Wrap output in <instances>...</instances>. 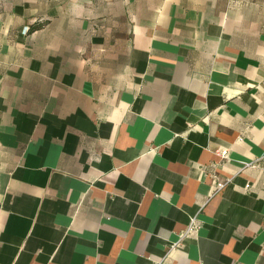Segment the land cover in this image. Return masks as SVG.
<instances>
[{
  "label": "crops",
  "instance_id": "crops-1",
  "mask_svg": "<svg viewBox=\"0 0 264 264\" xmlns=\"http://www.w3.org/2000/svg\"><path fill=\"white\" fill-rule=\"evenodd\" d=\"M0 264H264V0H0Z\"/></svg>",
  "mask_w": 264,
  "mask_h": 264
},
{
  "label": "built area",
  "instance_id": "built-area-1",
  "mask_svg": "<svg viewBox=\"0 0 264 264\" xmlns=\"http://www.w3.org/2000/svg\"><path fill=\"white\" fill-rule=\"evenodd\" d=\"M220 153L223 157H225L228 155V150L222 149ZM223 185H224L223 183H218V188L223 187ZM200 222H201V219L198 218L197 216L192 217L186 229L180 234L179 241L181 242L185 237L197 233L201 228Z\"/></svg>",
  "mask_w": 264,
  "mask_h": 264
}]
</instances>
